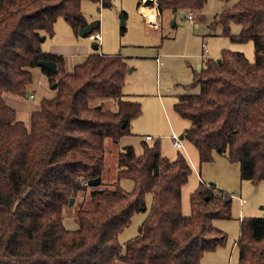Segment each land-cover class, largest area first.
Listing matches in <instances>:
<instances>
[{"label":"trees","instance_id":"trees-1","mask_svg":"<svg viewBox=\"0 0 264 264\" xmlns=\"http://www.w3.org/2000/svg\"><path fill=\"white\" fill-rule=\"evenodd\" d=\"M83 1L0 0V264H202L205 252L226 241L213 222L232 218L233 197L201 182L185 216L182 188L192 167L181 153L165 157L158 141L144 144L140 156L133 147L119 153L117 181L91 191V207L77 212L75 229L64 223L70 199L102 178L106 142L118 145L142 114L140 102L124 95L130 67L121 53L94 52L67 72L63 55L42 49L59 18L76 34L88 25ZM219 1L223 8L208 24L209 35L253 41L255 61L230 50L222 51L221 62L207 59L187 86L200 91L180 96L174 108L190 122L184 138L197 148L201 165L226 154L240 165L242 180L258 184L264 181V0ZM207 2L157 0V6L161 16L171 11L187 20ZM232 23L241 26L239 34H232ZM40 61L57 64L56 74L42 68L57 83L56 95L41 102L27 127L4 94L26 96L31 68ZM102 99L116 101L95 102ZM121 179H131L134 188H122ZM148 194L150 213L123 247L118 236L146 209ZM240 224L239 264H264V218Z\"/></svg>","mask_w":264,"mask_h":264},{"label":"rangeland","instance_id":"rangeland-1","mask_svg":"<svg viewBox=\"0 0 264 264\" xmlns=\"http://www.w3.org/2000/svg\"><path fill=\"white\" fill-rule=\"evenodd\" d=\"M112 3V7L104 8L100 3L83 1L82 12L87 22L100 23L99 31L93 33V38L76 34L64 18H59L54 36H48L43 41L42 49L62 54L67 71H72L75 65L83 62L86 54L95 51V44H99L100 49L107 54L121 53L131 69L126 76L125 94L142 102L141 117L149 114L147 117L153 121V134L150 135L159 139L162 154L175 160L179 150L173 147L172 131L180 137L190 127V122L181 117L174 107L180 96L200 91L199 85L187 88L192 83L190 69L193 67L199 70V66L205 64L207 59H220L223 50L242 52L250 62H254V42L235 43L226 36L209 35L208 24L223 8L219 0H208L205 8L194 15L196 19L193 21L181 19L175 13L166 11L157 28L147 26L145 16L139 9L140 0H112ZM122 12L126 13L125 18L121 16ZM240 31L239 24H231L232 34H239ZM31 72L33 82L29 91L32 96L4 94L6 103L16 110L17 120L27 127L31 124L32 114L40 110L41 102L56 95L50 77L41 68H31ZM177 81L183 83L177 84ZM159 97L165 100L166 112L163 109L162 113L158 112L156 105ZM100 101H105L104 105L108 106L116 100L102 99L95 102ZM144 103L147 104V111ZM107 142L101 182L80 192L74 204L64 208L65 224L71 222L77 226V212L81 208L91 207V191L111 188L117 181V147L111 146L110 140ZM183 144L185 152L184 148L179 152L192 167V174L182 188L183 214H191V194L201 182L214 183L220 192L229 193L233 197L232 218L213 222L225 233L226 241L215 250L205 252L202 264H239L237 241L240 223L244 218H264V181L254 184L242 180L240 165L228 162L226 154H217L214 162L201 165L197 148L187 139L183 140ZM120 185L128 191L134 188L131 179H121ZM152 202L153 197L148 194L146 209L136 213L131 224L119 234V242L123 247L128 240L139 235L140 226L150 213Z\"/></svg>","mask_w":264,"mask_h":264},{"label":"crops","instance_id":"crops-1","mask_svg":"<svg viewBox=\"0 0 264 264\" xmlns=\"http://www.w3.org/2000/svg\"><path fill=\"white\" fill-rule=\"evenodd\" d=\"M151 2H153V6H149L148 5V1H144V0H140V7H139V9H140V11L143 13V15L145 16V19H146V23H147V26H149V27H154V28H157V27H159L160 26V23H161V15H160V13H159V10H158V6H157V2H156V0L155 1H151ZM125 13V12H124ZM121 16H122V13H121ZM178 17H180L181 19H184L183 17H181V15H177ZM123 17V16H122ZM126 17V16H125ZM124 17V18H125ZM151 17H153V18H151ZM156 17V18H155ZM195 18V17H194ZM196 19V18H195ZM187 20H188V18H187ZM195 22L197 21V20H194ZM199 21H201V19L199 20ZM88 24H90L89 22H88ZM56 25V24H55ZM55 34V33H54ZM90 37L91 38H93L94 37V35L92 34V35H90ZM97 38V37H96ZM94 49H96L95 51H92L91 53H89V54H86L85 56H84V60H82L83 62H85V60L87 59V57L89 56V55H91L92 53H94V52H99L100 54H105V55H111V54H107V53H105L103 50H102V48L100 49V46H99V44L97 45V44H95L94 45ZM44 52H46L45 50H44ZM47 53H54V54H59V53H57V52H52V51H47ZM59 55H62V54H59ZM124 57V56H123ZM125 58V57H124ZM65 59V58H64ZM157 59V58H156ZM126 60V59H125ZM203 61H204V59H203ZM83 62H81V64L83 63ZM156 62L158 63V61L156 60ZM161 62V61H160ZM77 65H79V64H77ZM77 65H75L74 66V68L77 66ZM204 65V64H203ZM203 65H200L199 66V69H201L202 67H203ZM157 66H158V64H157ZM39 67V66H38ZM39 68H41V67H39ZM73 68V69H74ZM66 69V68H65ZM41 70H42V72H44V70L41 68ZM191 70V76H192V79H193V76H194V74H195V72L197 71L195 68H193L192 67V69H190ZM67 71V70H66ZM73 71V70H72ZM72 71H67V72H72ZM129 72H131V69H130V71ZM126 83V82H125ZM183 82H178L177 81V84H182ZM125 87V86H124ZM126 92L124 91V95H125V97L127 96V94H125ZM128 96H130V95H128ZM126 97L127 99H129V100H132V101H137V102H140L139 100H136V99H134L133 97L132 98H129V97ZM131 97V96H130ZM159 101H158V103H157V108H158V112H163L161 109H163L165 112H166V105H165V100L163 99V98H161V97H159V99H158ZM178 100H179V98H178ZM140 104H141V106H142V102H140ZM110 107H114L113 105H110ZM144 107H145V111H147V104L146 103H144ZM143 115V107H142V114L140 115V117L139 118H137L136 120H134V121H132V125H131V134L130 135H128V136H125V137H123L121 140H120V142H119V144L118 145H114L111 141V143H109V144H111V146H116L117 147V157H118V154L119 153H121V152H124L125 151V149L127 148V147H133L134 148V150H135V153L138 155V156H140V155H142V153H143V145L144 144H148V145H150V146H153L155 143L154 142H159L160 143V141H159V139H155L153 136V138H154V142H147V141H145V137L146 136H151L150 134H153V121L149 118V117H147V116H149V114L148 115H146V117H141ZM188 129V128H187ZM186 129V130H187ZM185 130V131H186ZM185 131H184V133H185ZM172 133L174 134V135H176L173 131H172ZM184 133L181 135V136H183V139H181V136L179 137V139L182 141V147H175L174 146V142H173V147L175 148V149H178L179 151L180 150H182L183 148H184V144H183V140L185 139L184 138ZM173 135V136H174ZM107 143L108 142H106V145H107ZM184 150V152H185V148L183 149ZM178 151V154L180 153ZM217 155V153H215L214 154V160L212 161V162H214L216 159V156ZM105 156V155H104ZM228 161V160H227ZM229 162V161H228ZM101 180H102V178H101ZM205 183H207V182H205ZM208 184V183H207ZM215 187H216V189H217V185L215 184ZM218 190V189H217ZM65 225H67L66 227L68 228V229H75L77 226H76V224L75 223H71V222H68V223H66Z\"/></svg>","mask_w":264,"mask_h":264},{"label":"water","instance_id":"water-1","mask_svg":"<svg viewBox=\"0 0 264 264\" xmlns=\"http://www.w3.org/2000/svg\"><path fill=\"white\" fill-rule=\"evenodd\" d=\"M144 1H155V0H144ZM157 2V0H156ZM181 17H183V15H181ZM156 18V17H155ZM124 21H123V25H124ZM100 27V23L98 22H94V23H90L87 26L81 28L79 35L80 36H90L94 31H96L98 28ZM42 41H45V38L42 39ZM218 62H221V59H218ZM39 67L46 69L47 71L56 74L58 73V68H57V64L53 61H40L38 64ZM57 87V83L53 84V88L56 89ZM27 97L30 96V91H27L26 94ZM181 139H183V136H181ZM101 182V178H95V179H91L88 182V185L90 186H95L96 184H99ZM210 185H215L214 183H209ZM75 202L74 198L70 199V203L69 205H73Z\"/></svg>","mask_w":264,"mask_h":264},{"label":"built area","instance_id":"built-area-1","mask_svg":"<svg viewBox=\"0 0 264 264\" xmlns=\"http://www.w3.org/2000/svg\"><path fill=\"white\" fill-rule=\"evenodd\" d=\"M194 15L193 14H190L189 16H188V20L189 21H193V19H194ZM30 96H32V95H30ZM145 141H147V142H154V138L152 137V136H146L145 137ZM155 143V142H154ZM174 146L177 148V147H182V141L179 139V137H177V135H174Z\"/></svg>","mask_w":264,"mask_h":264},{"label":"bare ground","instance_id":"bare-ground-1","mask_svg":"<svg viewBox=\"0 0 264 264\" xmlns=\"http://www.w3.org/2000/svg\"><path fill=\"white\" fill-rule=\"evenodd\" d=\"M151 18H153V17H151Z\"/></svg>","mask_w":264,"mask_h":264}]
</instances>
